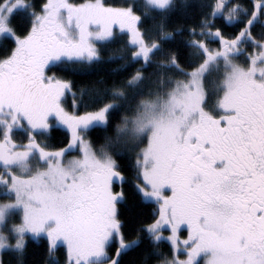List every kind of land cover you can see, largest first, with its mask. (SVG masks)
Returning <instances> with one entry per match:
<instances>
[{
  "label": "snow or ice",
  "instance_id": "6c2138e0",
  "mask_svg": "<svg viewBox=\"0 0 264 264\" xmlns=\"http://www.w3.org/2000/svg\"><path fill=\"white\" fill-rule=\"evenodd\" d=\"M143 2L138 11L136 0H0V167L19 159L27 170L20 158L35 153L53 178H18L10 168L0 175V202L16 195L0 207V264H13L6 254L14 264H34V243L40 264L93 257L99 264H197L208 251L216 264H264V0ZM149 8L170 9L153 18L151 40L142 27ZM101 43L127 51L120 71L138 65L128 85L143 79L157 53L166 57L157 67L183 70L196 49L201 67L216 54H234L247 69L219 116L201 112L186 127L162 129L135 159L117 151L101 165L89 159L86 133L94 122L109 126L123 89L102 77L76 87L63 75L101 62ZM82 64L88 67H72ZM86 94L99 102L82 111ZM41 136L57 143L49 147ZM73 151L85 158L80 170L54 167ZM130 198L147 211L126 231L121 206Z\"/></svg>",
  "mask_w": 264,
  "mask_h": 264
},
{
  "label": "trees",
  "instance_id": "16d2710c",
  "mask_svg": "<svg viewBox=\"0 0 264 264\" xmlns=\"http://www.w3.org/2000/svg\"><path fill=\"white\" fill-rule=\"evenodd\" d=\"M116 2H120V0H116ZM239 2L243 4L245 0H239ZM136 3L138 5V11H142L143 8L147 7L143 0H136ZM174 3L178 5L180 0H174ZM168 11H170V9L162 12L156 8H149V15L144 18L142 24V27L145 29V36L149 40H151L154 35L158 34L157 30L153 26V18H155V20H159L162 16L167 15ZM185 22L194 21L186 17ZM216 47L217 45L215 44L211 45V48L213 49ZM100 51L104 59L99 63L93 64L91 66V70L87 73L78 74L66 71L63 75L73 79L76 87H79L82 83L91 84L92 81H96L102 77L109 85L115 82L117 87L123 89L122 96L115 98V103L109 112V126L105 127L99 122H94L90 125L86 134L90 137L91 145L94 150L106 146L111 157H114L117 151H122L130 159H135L137 154H139L142 148L146 145L147 138L145 133L139 134L136 141L129 140L126 137L128 131H131L129 125L132 120H134L137 115L141 113L146 103H154V105H156L174 93L178 86L186 83L189 75L202 64L205 57L199 55L198 50L193 49L191 55L186 57L183 62V70H178L174 67H157L160 61L166 59V57L157 53L154 58L156 63L150 68L144 70L143 79L133 81L131 85H128L125 81L127 80V77L135 71L138 65L134 64L123 71H120V66L125 62V60H127V51H122L116 43H101ZM109 56L123 57V59H114L109 61ZM227 62L244 67L247 66V61L243 56H237L234 54H229L227 59L223 58V56L219 54L213 62L209 63L202 78V87L203 92L205 93V99L202 106L205 108L207 113L211 114V116L214 114L213 111L215 109L216 99L219 97L215 95H219L222 92V81L225 79L224 69H222V67L224 65L225 69H227L225 65ZM72 67L87 68L88 66L82 64L72 65ZM113 70H115V73ZM105 98L107 99V97ZM98 99L99 97L95 96V94L91 96L86 94L84 99L81 101V110H84L83 105H88L90 108L96 107V102H99ZM53 136H56V133H53ZM122 136L126 137L130 144H125V148H118V145H122ZM39 138L47 141V145L49 147H53L57 143L56 139H49L47 136H41ZM19 139L21 138L17 137V140ZM57 139H62V137H57ZM131 176L132 173L129 171V179H131ZM150 203L145 202V205ZM121 210L124 216L128 219V224L126 226L127 231L134 228L135 224L142 219L140 214L147 211V208L139 204L135 199L130 198L127 203L122 204ZM42 256L43 253L39 250V246L34 243L29 250V261H34V264H40ZM5 260L12 261L14 264V257L10 255L6 254ZM149 264H151V261Z\"/></svg>",
  "mask_w": 264,
  "mask_h": 264
},
{
  "label": "rangeland",
  "instance_id": "374dc122",
  "mask_svg": "<svg viewBox=\"0 0 264 264\" xmlns=\"http://www.w3.org/2000/svg\"><path fill=\"white\" fill-rule=\"evenodd\" d=\"M221 55V54H220ZM219 54L214 55L212 60L207 61L203 67L201 65L194 70L188 77L186 83L178 86L175 92L172 93L167 99L161 101L160 103L154 105L151 103H146L141 113L132 120L128 131L127 138L132 141H136L139 134L145 133L147 142L142 148L141 152L149 151L153 143L156 141L158 135L161 134L162 129L168 128H179L181 126H188L193 120H198L201 112L210 115L205 111L202 106L205 99V93L202 87V78L210 62H213ZM223 58L227 59L224 55ZM226 68L223 65L225 79L222 81V92L216 99L215 109L213 111V117L219 116L221 114V108L227 102L230 92L232 91L237 78L246 71L247 66H240L237 64H231L227 62ZM213 66V65H212ZM214 67V66H213ZM231 67V68H230ZM231 69V70H228ZM123 131V130H122ZM126 137H121L122 145L119 147L125 148V144H130ZM125 141V143H124ZM92 146V145H91ZM111 156L107 151V147H100L97 150L92 148L89 154V159L97 164H104ZM27 161V170L24 166L19 163V159H13L8 162L5 167H0V175L5 173V168H10V170L18 177H33L43 175L48 178L49 184L53 183V178L50 176V170L47 164L40 162L38 154H31L30 156L23 157ZM85 163V158L81 156L80 151L68 152L63 156L62 164L57 165L55 161L53 162L54 167H63L69 171L80 170ZM151 164V161H149ZM18 183L20 181L18 180ZM6 189L0 185V192ZM15 193L3 202H0V207L10 206L11 202L15 201ZM149 202V201H146ZM150 203V202H149ZM23 209L18 208L14 211V217L19 220ZM16 213V215H15ZM218 257L211 251L203 252L200 254L197 263L200 264H216ZM89 264H99L95 257L91 258Z\"/></svg>",
  "mask_w": 264,
  "mask_h": 264
}]
</instances>
